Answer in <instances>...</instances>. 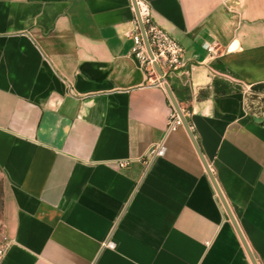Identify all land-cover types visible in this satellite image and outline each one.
<instances>
[{
  "label": "crops",
  "instance_id": "crops-1",
  "mask_svg": "<svg viewBox=\"0 0 264 264\" xmlns=\"http://www.w3.org/2000/svg\"><path fill=\"white\" fill-rule=\"evenodd\" d=\"M145 1L184 48L165 80L245 243L186 128L167 132L132 0H0V264H264V0Z\"/></svg>",
  "mask_w": 264,
  "mask_h": 264
},
{
  "label": "built area",
  "instance_id": "built-area-1",
  "mask_svg": "<svg viewBox=\"0 0 264 264\" xmlns=\"http://www.w3.org/2000/svg\"><path fill=\"white\" fill-rule=\"evenodd\" d=\"M136 2L153 57L148 53L138 18L136 29L134 33L130 34V37L134 40L132 52L140 60L149 79H153L154 84L164 86L167 84L165 80L166 73L174 71L183 64L184 48L154 21L152 9L145 0H136ZM155 64L159 66L161 73L157 71ZM248 91L251 93V87L248 88ZM182 125V120L175 111L169 119L167 132L174 131ZM165 150L164 142H161L151 147L146 156L149 160H152L164 155ZM0 237L1 260L8 250L9 241L1 233Z\"/></svg>",
  "mask_w": 264,
  "mask_h": 264
},
{
  "label": "water",
  "instance_id": "water-1",
  "mask_svg": "<svg viewBox=\"0 0 264 264\" xmlns=\"http://www.w3.org/2000/svg\"><path fill=\"white\" fill-rule=\"evenodd\" d=\"M132 1H133L134 6H135L136 15H137V18H138V21H139L140 27H141V31H142V34H143V37H144V40H145V43H146L147 49H148V53L150 54L151 57H153L152 50H151V48H150V45H149L148 39H147V37H146L145 28H144V26H143V24H142V21H141V19H140V16H139V11H138V7H137V2H136V0H132ZM155 65H156L157 71H158L159 73H161V70H160L159 66H158L157 64H155ZM165 87H166V89H167L168 95H169V97H170V99H171V101H172V104L174 105V108H175L176 112L179 114V116H180V118H181V120H182L183 126H184V127L186 128V130L188 131L190 137L192 138V140H193V142H194V144H195V146H196V148H197V150H198V153L200 154V157L202 158V161L204 162V165H205V167H206V169H207V171H208V174H209V176H210V178H211V180H212V182H213V184H214V186H215V189H216V191H217V193H218V195H219V198H220L222 204L224 205V207H225V209H226V212H227L228 216L230 217L231 221L234 223V225H235L236 228H237V231L239 232L240 236L242 237L241 232H240V230H239V228H238V226H237V223H236V221H235V219H234V217H233V215H232V213H231V211H230V208H229V206H228V204H227V202H226V200H225V198H224V196H223V194H222V192H221V190H220V188H219V186H218V184H217V182H216V180H215V177L213 176V174H212V172H211V170H210V168H209V165H208L207 162L205 161V159H204V157H203V155H202V153H201V150H200L199 147H198V144H197V142H196V140H195V138H194V134H193V132L191 131L190 125L188 124V122H187V120H186V118H185V116H184V114H183V112H182V110H181V108H180V106H179V104H178V102H177V100H176V98H175V96H174L172 90L170 89L169 85L166 84ZM242 240L244 241L243 237H242ZM244 243H245V241H244ZM250 255H251V254H250ZM251 258H252L253 263L256 264V262H255V260L253 259V256H252V255H251Z\"/></svg>",
  "mask_w": 264,
  "mask_h": 264
},
{
  "label": "trees",
  "instance_id": "trees-1",
  "mask_svg": "<svg viewBox=\"0 0 264 264\" xmlns=\"http://www.w3.org/2000/svg\"><path fill=\"white\" fill-rule=\"evenodd\" d=\"M240 89H241L240 87H238L236 85H232L224 79L216 78L214 80V92H215V94H225V93H229L232 91H238ZM262 90H264V84L255 85L252 87L253 93L259 92ZM205 93H206L205 91L201 92L200 96H204ZM253 95H255V94H253ZM250 98H251V96H250ZM252 99H256V97L252 96Z\"/></svg>",
  "mask_w": 264,
  "mask_h": 264
},
{
  "label": "rangeland",
  "instance_id": "rangeland-1",
  "mask_svg": "<svg viewBox=\"0 0 264 264\" xmlns=\"http://www.w3.org/2000/svg\"><path fill=\"white\" fill-rule=\"evenodd\" d=\"M252 96H255L257 98L256 95H252ZM6 198H7V188H6L5 181H4V179L0 173V218H1L2 213L4 211Z\"/></svg>",
  "mask_w": 264,
  "mask_h": 264
}]
</instances>
